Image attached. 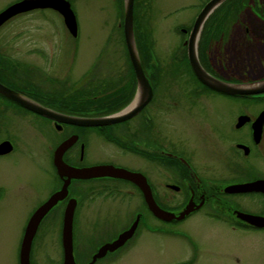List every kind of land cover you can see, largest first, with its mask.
I'll list each match as a JSON object with an SVG mask.
<instances>
[{"label": "rangeland", "instance_id": "1", "mask_svg": "<svg viewBox=\"0 0 264 264\" xmlns=\"http://www.w3.org/2000/svg\"><path fill=\"white\" fill-rule=\"evenodd\" d=\"M69 1L77 19V38H73L55 11L37 9L12 17L4 23L0 28V46L5 45L7 52L20 58H29L28 60L46 68L52 75L66 78V87L74 90L73 95L78 97L74 98L73 104L80 107L83 104L106 100L99 105L106 103L108 107L117 106L122 95L119 87L126 83L130 74H133L132 68L127 65L128 55L121 25L123 18L120 0ZM206 1L149 0V8L148 5H143L148 9L143 10L147 19L143 21L145 25L142 27L149 30L147 23L153 27L152 48L160 62L161 74L183 73L179 65L187 59V54L182 47L183 36L176 27L179 25L190 27L202 7L201 4ZM13 2L15 0H0V11ZM258 2L264 14V0ZM230 14L228 12L226 15ZM232 14L225 22V28L221 30L218 38L212 40L210 45L203 44L200 51L201 59L209 55L215 68L220 72H228L235 80L249 81L264 76V16L252 9V0H248L241 10ZM208 29L207 38L208 34L211 36L209 33L211 27ZM73 46L74 55L71 49ZM40 48L43 51L34 52ZM29 53L32 55H26ZM151 63H154L153 60ZM182 88L192 91L199 87L187 77L171 81V89ZM225 96L203 93L195 99V104L183 102L182 105H174L180 106L173 111L174 116L180 118L179 125L195 129V134L183 135L186 140L183 148L195 149L197 166L203 170L204 175L206 170L202 166L214 168L213 176L217 179L228 176L239 178L237 176L241 175L240 171L247 168L264 172V138L256 149L253 148L248 155H244L241 151L232 149L235 147L234 143L226 140L222 144L214 135L216 128L218 131L223 130L224 136H227L229 128L234 130L240 113L255 115L264 107V103ZM160 97L161 94H158L157 100H161ZM164 111L161 109L156 112L159 113L158 117H161V120L167 116ZM75 112L79 110L76 109ZM194 112L202 114L203 119L192 124L187 119V113ZM182 120L187 124L184 125ZM38 124L40 122L36 117L11 108H5L0 113L1 134L8 133L15 141V147L9 156L0 158L2 186L0 191L4 193V196L0 197V264H17L18 234L26 217L27 208L47 197L50 186L53 185L48 161L51 151L50 137L53 133L56 138H61L62 134L55 131L51 134L47 132L48 136L44 139L38 133ZM246 132V128L241 131H230L232 136L229 134L228 139L244 141ZM160 133L161 136L164 135ZM98 142L100 143L94 145L89 154L91 159L117 161L122 159L115 145L104 141ZM230 145L232 148L228 149ZM107 196L103 195L101 198L106 197L103 199L106 203L113 202L108 204V209H104L110 221L118 217L123 224L133 219L135 212L133 204L136 199L131 193L125 190L114 197ZM88 213L92 217L94 212L89 209ZM177 230L179 232L176 236L144 231L137 243L123 255L122 260L112 264H175L192 254L188 239L200 243V251L205 254L200 264L220 262L217 255L221 250L237 251L241 254L242 250L260 249L259 245L247 241L240 233L199 214L178 226ZM55 245V239L50 236L44 246L37 250L39 259L43 261L47 252L54 255ZM261 249L264 252V246Z\"/></svg>", "mask_w": 264, "mask_h": 264}, {"label": "flooded vegetation", "instance_id": "2", "mask_svg": "<svg viewBox=\"0 0 264 264\" xmlns=\"http://www.w3.org/2000/svg\"><path fill=\"white\" fill-rule=\"evenodd\" d=\"M55 13L62 18L60 13L57 11ZM176 29L183 36L182 47L183 51L186 52L184 42L187 38L186 35L190 31V27L189 25L188 27L179 25ZM71 49L74 55L75 47L73 46ZM39 51L43 50L41 48L34 50V52ZM26 55L32 54L29 53ZM199 58L202 66L210 74L221 79L229 78L228 72H220L218 68L214 67L209 55L205 59ZM28 59L27 57L20 58L7 52L5 45L0 46V83L34 100L41 106L60 114L96 117L106 115L105 113L110 110V107L106 103L99 105L106 100H101L94 104L88 103L80 107L73 104L75 97L73 95L74 90L66 87V78H59L56 75H52L46 68L37 66L35 62ZM128 60L130 61L129 57ZM142 66L152 87V96L134 116L115 124L81 126L58 119H51L0 95V113L5 108H11L19 113L36 117L40 122L37 125L38 133L44 139L48 136L47 132L51 134L55 131L62 134L61 138H56L53 133L50 137L51 151L48 155V161L51 168L53 185L50 186L51 189L47 197L35 202L31 208H27L26 217L18 234L17 264H21L20 251L22 241L32 231L29 264H65L64 236L65 234L68 236L70 231L72 235V256L74 264H112L122 260L123 255L130 251L144 231L147 233H160L164 236H176L179 232L177 227L197 214L207 217L210 221L225 225L228 229L243 235L247 241L260 246L259 250H242L241 254L237 251L221 250L220 254L217 255L220 262L215 264H264V256H261V254H264L263 249H261L264 246V226L250 224L240 219L236 214V211L239 210L248 214L264 216V192L228 193L224 191L226 184L264 179V172L255 170L254 168H247L240 171L241 175L237 176L239 178L228 176V178L217 179V177L213 176L215 175L214 168L210 169L208 165H205L202 166L206 170V174L204 175L203 170L197 166L195 149L186 150L183 148L186 141L183 135H186V133L195 134V129L179 125L180 118L174 116L175 114L173 113L174 109L180 107L174 105H182L183 102L195 104V99L199 98L203 93L208 95L222 94L209 89H203L196 81L197 78L190 65L189 67L193 75L185 71L183 72L182 69L181 71L183 73L181 74H173L172 72L163 75L159 72H153L154 67L151 64L143 63L142 61ZM159 66L160 64L158 65V69H160ZM176 76H179V78H175ZM183 77L190 78L199 88L192 91H186L184 88L177 90L171 89V81L180 80ZM125 82V84H121L119 87L122 95L117 102L118 107L115 110H120L128 105L135 95V74H130ZM158 94H161V100H157L156 97ZM225 97L230 98L229 96ZM76 109L79 112H75ZM161 109H164V113L167 114L162 120L161 117H158L159 113H156ZM262 110H264V107L260 108L255 115L240 113L239 115H248L250 121L239 128L235 127V123L234 130L229 128L230 130L228 132L230 135V131H241L246 128V140H230L228 139L229 134L224 136L223 130L218 131L214 128L215 138L217 141L218 139L221 140L222 144L226 140L234 143L235 147H233L235 149L231 145L228 149L232 148L234 151H241L242 153L243 150L237 148L236 145L239 143L246 144L250 147L251 152L253 148L256 149L259 146L264 138V124L259 143H254L251 128L254 118ZM187 119L192 124L198 123L203 119V115L197 112L187 113ZM181 122L184 125L187 124L184 120ZM160 132L164 133V135L161 136ZM68 138H72L74 142L62 153V159L67 165L84 168L111 164L116 167L128 169L141 174L146 179L155 202L163 210L172 212L175 216H178L187 206L193 209V211L185 215L182 219H176L175 217L169 220L161 219L154 215L148 208L142 190L135 182L111 176L70 178L66 194L56 202H53L35 220V226L28 228V224L34 213L54 193L62 188L67 178L66 176H60L54 164V154L59 144ZM6 141L10 142L12 148L9 152L1 153V159L9 156V153L13 151L15 141L8 133L1 134L0 132V144ZM98 141L115 145L119 149L122 159L120 161L91 159L89 154L93 146L100 143ZM0 189L2 190V186H0ZM125 190L131 193L136 199L135 204H133L135 207L133 219L123 224L118 217L110 221V218L107 217L108 213L104 209H108V204H113V202L106 203V200H103L106 197H101L103 195L114 197L118 193L122 194ZM2 196H4V193L0 191V197ZM69 202H73L74 208L72 223L68 228L65 226L64 216ZM89 209H92L94 212L92 217L89 216ZM118 215H120V212H118ZM136 218H138L137 227L133 235L124 244L115 250H106L99 254V251L104 245L114 241L121 232L130 227ZM50 236H53L56 242L55 254L52 255L50 252H47L44 255L43 261H41L37 255V250L44 246ZM187 241L192 247V254L175 264H196L198 261V264H200L202 258L205 256L204 252L200 251V243L192 239H188ZM73 263L69 260V264Z\"/></svg>", "mask_w": 264, "mask_h": 264}, {"label": "water", "instance_id": "3", "mask_svg": "<svg viewBox=\"0 0 264 264\" xmlns=\"http://www.w3.org/2000/svg\"><path fill=\"white\" fill-rule=\"evenodd\" d=\"M228 0H207L204 5L201 7L197 13L192 27L184 42L186 45V53L189 65L196 76V78L209 89L228 95V96H259L264 94V78L254 79L251 81H242V82H232L218 78L210 74L201 64L199 58V41L203 28L210 18V16ZM52 9L60 13L63 18V22L73 37L78 35V25L76 15L71 8V4L68 0H19L14 2L0 11V26H2L7 20L12 17L35 9ZM134 0H122V17H123V36L124 42L126 45L128 57L130 59L133 72L136 78V90L135 95L132 101L123 107L120 110L110 112L106 115L96 116V117H83L78 115H65L53 112L34 100L6 87L0 83V95L18 103L19 105L28 108L34 112L40 113L51 119L62 120L67 123L81 125V126H103L110 125L126 120L134 116L141 108L144 106L152 96V87L149 83L148 78L146 77L145 70L142 66L141 57L139 54L135 30H134ZM250 121V117L246 114L239 115L235 124L236 128L241 127L246 122ZM264 124V110H262L253 120L252 128V137L254 143H259L262 137V129ZM72 138H68L65 141L61 142L56 148L54 154V164L60 174V176H66V180L62 188L54 193L49 200L45 202L32 216L28 228L35 226V220H37L43 212H45L53 202H56L59 198L66 194L67 185L70 178H90L98 176H111L127 179L129 181L135 182L138 184L142 193L144 195L145 201L148 205V208L161 219H182L185 215L189 214L193 209L187 206L178 216H175L174 213L163 210L155 202L150 188L146 182V179L136 172H132L128 169L116 167L111 164L97 165L92 167L77 168L67 165L62 159V153L64 150L73 143ZM237 148L243 150L245 155H248L250 152V147L239 143L236 145ZM12 146L10 142L6 141L0 144V154L6 153L11 150ZM225 192L228 193H245L253 191L264 192V179H255L248 182L240 183H230L226 184L224 188ZM73 202H69L68 206L65 209V226L69 228L72 223L73 216ZM237 216L245 220L246 222L257 225L264 226V216H258L253 214H248L242 211H236ZM138 224V218H136L130 227L119 234V236L112 241L104 245L99 251V254L103 253L106 250H115L124 242L130 238ZM67 229V228H66ZM32 234L26 235L21 244L20 259L21 264H29V253L31 246ZM65 243V264H69V260L73 263L72 256V235L71 231L68 233V236H64ZM74 264V263H73Z\"/></svg>", "mask_w": 264, "mask_h": 264}, {"label": "trees", "instance_id": "4", "mask_svg": "<svg viewBox=\"0 0 264 264\" xmlns=\"http://www.w3.org/2000/svg\"><path fill=\"white\" fill-rule=\"evenodd\" d=\"M149 0H135L134 1V28H135V35H136V41H137V46L139 49V54L141 57V60L143 61V63H148L150 64L151 59H155L157 61L156 65L153 67L155 68V73L159 72L161 73V70L158 69V65L160 64V62L157 60L156 56L154 55V51H153V34H152V26L150 27V23H147V27H149V30L145 29L144 26V20L145 19V12L143 10H146L149 8ZM248 0H228L225 3H223L211 16L210 18L207 20L202 34H201V38L199 41V55L201 54L200 51H202V46L203 44L207 43V44H212V40H216L218 38L219 33L221 32V30L223 28H225V22L227 21L228 17L232 14V13H237V11L241 8L242 6L244 7V4L247 3ZM145 4V6L148 5V8H144L143 5ZM203 4H201L202 6ZM200 6V7H201ZM143 8V9H142ZM120 9H121V17H122V0H120ZM228 12H230V15H226ZM233 15V14H232ZM123 18V17H122ZM122 25V23H121ZM211 27V30L209 31V33H211V36H209L208 34V38L206 37L207 33H208V27ZM144 29V30H143ZM209 44V45H210ZM201 57V56H200ZM128 66L129 68H132L130 61L128 60ZM180 68L182 69V71L184 72H188L191 75L192 72L190 70L189 64L187 59L185 61H183L181 63V65H179ZM132 73L133 69H132ZM174 73V72H173ZM132 74V75H133ZM225 79V78H224ZM227 80L231 81V76L229 75V78H227ZM196 81L198 82L199 85H201V87L203 89H208L205 85H203L202 83H200L197 79ZM74 98H78V97H74ZM231 98L233 99H237V100H244V101H259L260 103H264V94L259 95V96H232ZM95 102H92L91 104H94ZM85 105V104H83ZM81 105V106H83ZM118 106H114V107H110V110L116 109ZM109 110V111H110Z\"/></svg>", "mask_w": 264, "mask_h": 264}, {"label": "bare ground", "instance_id": "5", "mask_svg": "<svg viewBox=\"0 0 264 264\" xmlns=\"http://www.w3.org/2000/svg\"><path fill=\"white\" fill-rule=\"evenodd\" d=\"M223 80H227V79H223ZM227 81H229V80H227Z\"/></svg>", "mask_w": 264, "mask_h": 264}]
</instances>
